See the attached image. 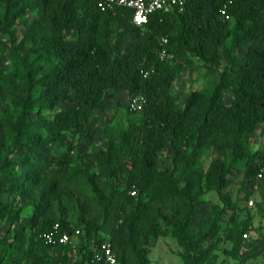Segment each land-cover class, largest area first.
I'll use <instances>...</instances> for the list:
<instances>
[{
    "label": "trees",
    "instance_id": "1",
    "mask_svg": "<svg viewBox=\"0 0 264 264\" xmlns=\"http://www.w3.org/2000/svg\"><path fill=\"white\" fill-rule=\"evenodd\" d=\"M37 9L44 21H27ZM129 33L134 43L122 51ZM221 63L206 88L177 102L172 85L183 65L213 75ZM120 91L142 93L143 107L129 108L137 119L127 127L106 130L107 146L90 154L92 172L73 149L92 136V113ZM257 130L264 139V0H185L144 25L134 23L132 8H101L97 0H0V228L8 225L0 264H49L54 253L59 264H95L106 238L118 264H145L161 234L176 238L185 264H218L221 232L238 258L251 225L239 218L231 185L240 182L248 197L264 179V146L251 149ZM77 185L98 196V212L71 218L63 209ZM204 192L219 201L194 225ZM56 223L82 235L75 244L46 243L42 234Z\"/></svg>",
    "mask_w": 264,
    "mask_h": 264
},
{
    "label": "rangeland",
    "instance_id": "2",
    "mask_svg": "<svg viewBox=\"0 0 264 264\" xmlns=\"http://www.w3.org/2000/svg\"><path fill=\"white\" fill-rule=\"evenodd\" d=\"M39 19L44 21V12L42 9L35 11H29L26 14L27 21L33 19ZM134 35L128 34L121 43V50H128L134 43ZM2 66L5 71H10L12 68L11 61L8 56L2 55ZM213 75L205 74L206 68L200 70H191L183 65L177 75L176 80L172 85V93L175 96L177 102L180 105H185L186 100L190 93L195 89L206 88L212 78L218 75V71L224 68V63L213 65ZM224 97L227 102H232V91L227 88L224 91ZM132 96L127 91H120L118 94L108 100V108L106 110H96L92 113V120L90 125V131L92 136L83 139L78 142L77 148L73 149L75 153H80L83 158L91 164V171L96 172L98 169L94 163V160L90 156L91 152L104 149L107 144L106 130L116 127H127L129 122L137 119V114L133 113L129 109V102ZM45 114L48 112L45 111ZM36 116H34L35 118ZM37 136L40 133L36 134ZM76 137L74 142L77 141ZM264 146V139L260 136L259 130L254 134V140L251 146L252 150L259 149ZM219 156V153H210L202 158V165L207 167L212 158ZM241 177H237V179ZM66 183H71L66 179H63ZM101 187L106 194L108 189L105 183L100 180ZM76 189V197L73 203L63 204V209L70 215L71 218H75L81 211L98 212L101 207V200L98 196L91 192L90 188L85 185L80 187V190ZM232 197L238 202V216L240 219L250 223L251 229L247 231V235H243V253L234 258L227 250L232 248V243L226 238L224 232H221L216 238L220 239V248L216 250L218 253V264H264V215L262 210L264 209V179L259 181V184L255 187L253 193L250 196L245 195V190L241 188V183L234 181L231 185ZM202 202L200 204V212L194 219V225L201 224L208 216L209 211L214 203L219 201L218 195L210 192H204L202 195ZM62 207L57 208V211H61ZM63 211V210H62ZM111 215L114 213V207L110 209ZM110 215V213H109ZM227 219L229 216H226ZM110 225V224H109ZM227 222H224V229L227 227ZM8 225L1 226L0 233L4 235L6 233ZM223 229V230H224ZM30 231H26V242L24 247L27 248L30 244L29 241ZM184 248L178 243L176 238L171 234H161L155 238L148 246V259L145 264H185L181 252ZM38 253H42V249H38ZM131 258L127 264H131ZM12 261L10 260L9 264ZM20 264H30L23 261ZM49 264H59L58 255L53 254L49 259Z\"/></svg>",
    "mask_w": 264,
    "mask_h": 264
},
{
    "label": "built area",
    "instance_id": "3",
    "mask_svg": "<svg viewBox=\"0 0 264 264\" xmlns=\"http://www.w3.org/2000/svg\"><path fill=\"white\" fill-rule=\"evenodd\" d=\"M235 0H226L227 4L233 3ZM101 8H113L116 5L125 6L133 9V21L137 25L146 24L150 15L158 11H170L174 8H183L185 0H97ZM225 12V9L222 10ZM228 17V16H227ZM168 42L167 36L160 38L159 54L161 58L167 57L166 43ZM143 75L147 77L150 70H143ZM143 107V95L138 93L132 96L129 102L131 110H140ZM264 171V165L262 167ZM261 176V175H260ZM133 194L135 191L132 192ZM82 235L80 229H73L71 231H62L58 223L50 230L42 234L46 243L54 245H67L75 244V238ZM247 235L246 233L244 234ZM92 262L95 264H118V258L114 252L112 242L109 238L104 239L99 244L98 249L94 252Z\"/></svg>",
    "mask_w": 264,
    "mask_h": 264
}]
</instances>
